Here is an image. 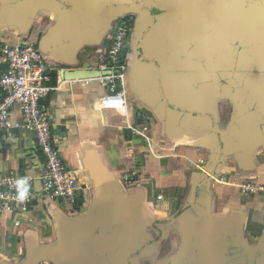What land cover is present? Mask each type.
<instances>
[{
	"label": "crops",
	"instance_id": "obj_1",
	"mask_svg": "<svg viewBox=\"0 0 264 264\" xmlns=\"http://www.w3.org/2000/svg\"><path fill=\"white\" fill-rule=\"evenodd\" d=\"M126 16V104L104 108L105 85L65 73L95 71ZM20 43L52 65L54 139L83 188L0 215V264H264V196L244 193L264 183V0H0V75ZM43 162L16 107L0 175Z\"/></svg>",
	"mask_w": 264,
	"mask_h": 264
},
{
	"label": "built area",
	"instance_id": "obj_2",
	"mask_svg": "<svg viewBox=\"0 0 264 264\" xmlns=\"http://www.w3.org/2000/svg\"><path fill=\"white\" fill-rule=\"evenodd\" d=\"M133 19L121 18L114 27L111 41L99 56L95 79L106 86L101 99L104 108L125 105L126 97L120 88L127 71V50L130 46ZM2 54L5 70L0 75L3 99L0 104V131L9 128L16 107L34 133L37 148L44 156L35 177L0 175V215H6L33 207L40 197L50 201L75 206L83 188L82 179L66 164L58 148L52 130V120L47 99L52 91L48 84L52 65L34 43L4 46ZM147 129V128H146ZM40 183V190L34 183ZM246 195L261 193L264 183L244 187Z\"/></svg>",
	"mask_w": 264,
	"mask_h": 264
},
{
	"label": "water",
	"instance_id": "obj_3",
	"mask_svg": "<svg viewBox=\"0 0 264 264\" xmlns=\"http://www.w3.org/2000/svg\"><path fill=\"white\" fill-rule=\"evenodd\" d=\"M97 72L96 71H90L88 69H83L80 71H68L65 73V78H73L75 76H88V77H93L96 76Z\"/></svg>",
	"mask_w": 264,
	"mask_h": 264
}]
</instances>
